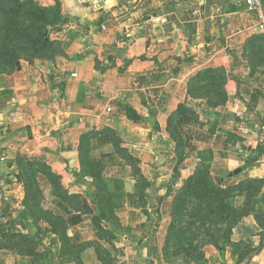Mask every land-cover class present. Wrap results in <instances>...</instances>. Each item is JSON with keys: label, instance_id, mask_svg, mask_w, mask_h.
<instances>
[{"label": "crops", "instance_id": "0c3cea01", "mask_svg": "<svg viewBox=\"0 0 264 264\" xmlns=\"http://www.w3.org/2000/svg\"><path fill=\"white\" fill-rule=\"evenodd\" d=\"M242 2L59 0L57 50L0 75V226L21 222L40 242L30 257L0 250V264H102L95 246L121 240L126 264H150L162 246L144 235L168 229L190 180L229 190L238 214L200 263L264 264V183H252L264 182V32ZM209 72L221 101L192 93ZM29 175L35 224L22 206ZM105 205L115 220L100 222V240L91 220ZM49 215L64 220L69 250Z\"/></svg>", "mask_w": 264, "mask_h": 264}, {"label": "rangeland", "instance_id": "374dc122", "mask_svg": "<svg viewBox=\"0 0 264 264\" xmlns=\"http://www.w3.org/2000/svg\"><path fill=\"white\" fill-rule=\"evenodd\" d=\"M62 25L59 0H0V75L51 57L57 50L52 36ZM219 195L222 194L196 183L183 201L175 204L168 229L144 235V244L154 240L162 246L160 259L154 257L150 264H202V247L211 235L224 239L225 227L215 224L219 218L212 213V201L209 203ZM219 207L215 204L214 208ZM106 243L96 250L102 260L107 264H126V254L119 247L126 243L121 240L117 247ZM32 248L29 244L26 251L33 253Z\"/></svg>", "mask_w": 264, "mask_h": 264}, {"label": "trees", "instance_id": "16d2710c", "mask_svg": "<svg viewBox=\"0 0 264 264\" xmlns=\"http://www.w3.org/2000/svg\"><path fill=\"white\" fill-rule=\"evenodd\" d=\"M55 46V43H54ZM56 51V50H55ZM54 51V52H55ZM53 52V53H54ZM52 53V54H53ZM258 58H255L254 61H257ZM210 74H206L204 75L202 78L198 77L199 80L202 79L205 81V85L201 86L199 89H195L194 92L192 90L193 94H197V92L201 93V95H205L208 98L211 97H215L216 101H221L224 97H223V93L220 91L219 87H221L222 84V78L220 77V75L217 72H209ZM196 91V92H195ZM216 105L213 103H210V107H214ZM209 107V106H208ZM125 112L127 117L131 120V121H138L139 118L138 116L129 108H125ZM172 138L174 139V141L176 142L177 146L180 147L181 146V138L178 134L173 135L172 134ZM90 163V162H87ZM93 167L95 168V170H99V178L98 181L101 182V178H100V173L102 171V167L98 166V165H93ZM27 183H26V199L22 202V206H25L26 208H28L29 204L32 206V208H34V210L36 211V216L32 215V221L35 224V219L36 217H38L39 212H37V209L39 208V195L40 191L38 190L37 187V183L35 178H33V176L29 175L28 179H27ZM49 180L53 186L54 189L57 188L56 182L54 179H52L51 177H49ZM196 183H199L203 186H206L208 188L214 189L217 192H220L222 195H219L218 198H215L214 200H210L209 203L212 201V206H213V211L212 213L215 214V216H217L219 219H217V221H215V224H219L223 227H225V234H224V239L227 241V239L229 238V233L232 229V227L237 223L238 221V214L236 213V211L226 202L228 199H230L232 197L231 192L229 190H220L217 189L215 187H210L208 184H206L205 182H203V180H196L195 182H191V180L188 182V185H186V187L184 188V190L181 192V194L178 196V198L176 199L175 204L177 205V203L182 202L184 195L188 194L192 187L194 185H196ZM253 184H256L257 186L262 185L264 182L263 181H253ZM215 204L218 206H220L218 209H215ZM47 215V213H45ZM213 218V217H212ZM49 219L51 221H53V223L56 225V227L59 229L58 232L62 238V242L63 244L67 247V249L69 250V241L66 237L65 234V230H66V225L64 220H62L59 217H55L53 215H49ZM262 219H264V216H260V217H256V221H258V223L260 224ZM114 215L111 212V209L109 207H107V205H105L104 207H102L101 212L99 217H94L92 218V225L98 230V236L100 237V240H104L105 238L108 239V237H110V235L108 234L107 230H104L102 228V226L100 225V222H104V223H108L109 221H114ZM212 221V220H211ZM262 228L264 229V224H261ZM18 227V229H17ZM26 226L23 225L21 222H12L10 224H8V226H0V250H9V249H17L19 251V253H21L22 255H26V256H34L35 253V247L37 246V244H39V239H34L32 237H30L28 234H23L21 232L26 230ZM14 229L17 230V232H14ZM20 229V231H19ZM221 237H219L218 239L214 238V235H211V239L209 242H207L208 244H212L215 247L218 245V241ZM112 239V238H111ZM7 241V242H6ZM32 245L33 248V253L31 252H27L26 251V247L28 245ZM85 247L87 246H80L78 247L77 250H75V253L78 254L80 251H83V249H85ZM95 250H97L98 248H100V245L97 244L95 246ZM254 250L251 249L250 247H248L246 249L245 252L241 253L239 255V260H242L244 257L248 256L251 252H253ZM97 254V258L98 260L102 263V264H107L105 263L104 260H102V258ZM235 264H238V262H236Z\"/></svg>", "mask_w": 264, "mask_h": 264}, {"label": "built area", "instance_id": "2783aa9c", "mask_svg": "<svg viewBox=\"0 0 264 264\" xmlns=\"http://www.w3.org/2000/svg\"><path fill=\"white\" fill-rule=\"evenodd\" d=\"M263 4L264 0H243L242 2V9L244 12L256 15L258 28L261 32H264V17L261 14Z\"/></svg>", "mask_w": 264, "mask_h": 264}, {"label": "water", "instance_id": "95a60500", "mask_svg": "<svg viewBox=\"0 0 264 264\" xmlns=\"http://www.w3.org/2000/svg\"><path fill=\"white\" fill-rule=\"evenodd\" d=\"M240 172V170H238L237 172H235V174H238Z\"/></svg>", "mask_w": 264, "mask_h": 264}]
</instances>
